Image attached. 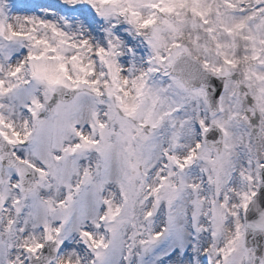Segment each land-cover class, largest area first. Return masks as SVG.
<instances>
[{
    "label": "snow or ice",
    "instance_id": "obj_1",
    "mask_svg": "<svg viewBox=\"0 0 264 264\" xmlns=\"http://www.w3.org/2000/svg\"><path fill=\"white\" fill-rule=\"evenodd\" d=\"M0 264H264V0H0Z\"/></svg>",
    "mask_w": 264,
    "mask_h": 264
}]
</instances>
